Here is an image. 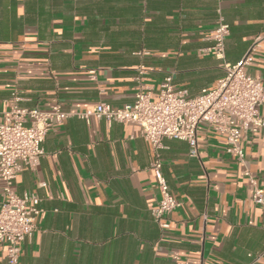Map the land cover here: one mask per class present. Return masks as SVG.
Listing matches in <instances>:
<instances>
[{
  "label": "crops",
  "instance_id": "obj_1",
  "mask_svg": "<svg viewBox=\"0 0 264 264\" xmlns=\"http://www.w3.org/2000/svg\"><path fill=\"white\" fill-rule=\"evenodd\" d=\"M229 25L225 60L210 52L220 17ZM257 44L247 73L264 87V0H0V123L13 107L71 113L135 101L136 77L157 94L167 77L188 98L214 89ZM264 117V105L259 108ZM264 189V131L241 144ZM35 169L14 190L35 194L44 213L20 264H250L264 252V221L245 167L225 135L198 129L199 157L166 140L163 174L180 203L162 231L153 153L140 128L76 116L50 132ZM1 200V197H0ZM0 264L7 248L0 244ZM258 264H264V259Z\"/></svg>",
  "mask_w": 264,
  "mask_h": 264
},
{
  "label": "built area",
  "instance_id": "obj_2",
  "mask_svg": "<svg viewBox=\"0 0 264 264\" xmlns=\"http://www.w3.org/2000/svg\"><path fill=\"white\" fill-rule=\"evenodd\" d=\"M229 35V25L221 16L212 32L210 49L219 61L225 60ZM256 48L257 44H254L238 64H224L225 76L216 87L204 90L194 98L176 90L172 77H167L159 92L153 94L142 85L146 74L144 66L138 69L135 101L123 108L101 103L90 111L71 113L55 101L45 111L23 109L17 105L19 99L14 95L13 107L6 121L0 123V244L7 248V263L20 264L22 246L39 231V219L44 213L35 194L19 196L15 192L18 175L23 167L35 169L39 165L45 156L42 145L47 135L72 116L87 122L97 119L105 120L108 125L126 123L140 128V136L149 143L153 153L150 169L155 175L160 198L152 216L162 231L171 228V216L180 206L163 174L164 142L170 139L184 141L189 145L190 157L198 158L201 125L225 135L227 152L236 156L245 167L244 176L253 189V203L261 210L264 221V189L247 168L241 146L249 134L264 131V117L259 111L264 105V87L246 71ZM251 258L250 264H258L264 259V252ZM172 259L177 264H188L178 253H174Z\"/></svg>",
  "mask_w": 264,
  "mask_h": 264
}]
</instances>
